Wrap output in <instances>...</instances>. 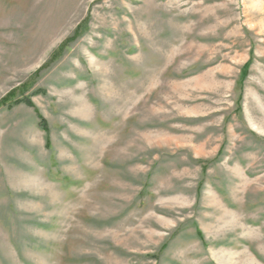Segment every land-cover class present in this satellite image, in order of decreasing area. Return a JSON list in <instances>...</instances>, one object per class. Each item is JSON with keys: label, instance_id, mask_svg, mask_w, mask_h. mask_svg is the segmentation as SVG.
Returning a JSON list of instances; mask_svg holds the SVG:
<instances>
[{"label": "rangeland", "instance_id": "obj_1", "mask_svg": "<svg viewBox=\"0 0 264 264\" xmlns=\"http://www.w3.org/2000/svg\"><path fill=\"white\" fill-rule=\"evenodd\" d=\"M0 264H264V0H0Z\"/></svg>", "mask_w": 264, "mask_h": 264}]
</instances>
